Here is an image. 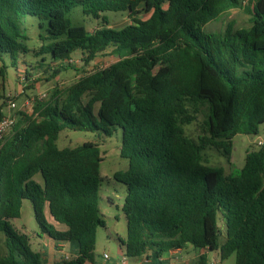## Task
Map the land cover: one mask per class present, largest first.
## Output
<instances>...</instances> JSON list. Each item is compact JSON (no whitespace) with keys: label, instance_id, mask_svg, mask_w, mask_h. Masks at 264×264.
<instances>
[{"label":"trees","instance_id":"trees-1","mask_svg":"<svg viewBox=\"0 0 264 264\" xmlns=\"http://www.w3.org/2000/svg\"><path fill=\"white\" fill-rule=\"evenodd\" d=\"M250 4L248 26L228 23L212 32L204 24L240 7V0H0L2 79L4 56L16 65L27 51L25 15L36 17L51 40L35 51L47 57L25 66L45 68L47 79L75 68L71 56L77 50L84 64L108 53L117 58L79 75L49 101H36L30 114L18 112L0 145L6 248L0 264L92 262L96 231L104 225L100 148L92 141L59 148L56 139L63 129L111 136L117 127L119 153L128 162L113 173L126 187L125 256L160 257L190 247V264H211L208 252L216 249L220 260L234 253V264H264V142L247 151L234 173L202 162L207 148L228 159L233 137L257 134L264 122V0ZM75 6L100 25L88 31L72 24ZM105 11H125L130 22L111 27ZM200 116L201 132L193 138L184 125ZM24 199L42 233L75 242V255H57L49 263L30 248L8 221L20 216Z\"/></svg>","mask_w":264,"mask_h":264},{"label":"rangeland","instance_id":"rangeland-1","mask_svg":"<svg viewBox=\"0 0 264 264\" xmlns=\"http://www.w3.org/2000/svg\"><path fill=\"white\" fill-rule=\"evenodd\" d=\"M241 6L234 7L222 13L221 16L204 24L203 29L206 31L218 32L223 31L228 23H233L235 27L249 25L250 14L246 10L250 6V0H240ZM109 25L114 28L122 27L130 22L125 11H105ZM141 16L147 17L146 13L141 12ZM72 24L84 25L88 31L100 25L99 18H93L81 11L80 6H75L69 13ZM21 27L27 35L25 41L27 51L19 53L16 59V65L11 63L8 55L4 56L5 73L4 78L0 76V108L3 113H9L17 119L18 112L22 111L30 114L36 101H49L56 90H63L68 85L78 79L79 75L92 71L97 68L105 67L117 60L114 55L103 54L96 56L88 64L81 60L79 50L72 53L71 63L75 68H68L61 71L54 78L47 79L48 75L43 71L45 68H34L25 66L39 62L43 55L35 54L41 43L50 42L47 38V32L44 28L38 26V19L34 16L25 15L21 20ZM1 64V62H0ZM27 72H24V68ZM44 95L42 96V94ZM8 100L14 101L16 107L10 109ZM2 113V114H3ZM201 116L197 120L184 125L187 135L196 138L200 134ZM84 141H92L98 144L102 155L100 162L101 182L98 188L99 210L104 220V225L99 226L96 231L95 245L93 249V258L100 259L103 264H120L119 250H124L121 240L126 236V218L122 211V203L126 192L123 183L113 178V173L117 170H124L127 167V159L120 156L121 129L116 128L111 136H104L98 132L84 130L63 129L59 132L56 144L59 148L74 147L82 144ZM264 142V122L259 125L257 134L238 133L233 137V147L230 157L227 159L213 148H207L202 153V162L212 166H220L225 173H234L240 170L244 164L245 154L247 151L257 149ZM35 179L41 182L39 174ZM45 217L51 222L47 211ZM11 227L18 233L24 235L30 248L33 251L41 252L42 246L47 243V235L43 234L34 216V211L30 200L22 201L20 216L10 218ZM218 223H220L218 219ZM56 224V223H55ZM221 226L223 225L220 223ZM62 227H64L62 225ZM224 238L223 228L219 237V242ZM71 243H75L71 241ZM4 234L0 232V255L5 254ZM103 253L108 255L103 257ZM41 255L43 262H52L49 255ZM73 255L62 253L60 256ZM195 252L190 248L178 250L175 253L167 254L162 258V264H190L194 258ZM211 264H234L235 254L232 253L223 260H220L219 250L208 252Z\"/></svg>","mask_w":264,"mask_h":264},{"label":"crops","instance_id":"crops-1","mask_svg":"<svg viewBox=\"0 0 264 264\" xmlns=\"http://www.w3.org/2000/svg\"><path fill=\"white\" fill-rule=\"evenodd\" d=\"M0 112L3 113V110L0 108ZM9 113H3V115H6ZM57 225V228L63 229L62 225ZM47 243L45 244L46 246L41 248V255H49L52 257V261L56 259L57 255H62V253H70L75 255L77 253V246L76 243H71V241H54L53 239L49 238L47 236ZM178 251V249L170 250L166 252L167 254L175 253ZM164 253L162 256L157 257L153 253L148 252L145 254H142L141 256H135V257H130V256H125L124 250H119V254L121 256L120 258V264H162V258L166 255ZM122 258H124V261L122 262ZM100 259H95L93 258L92 262H89L87 264H103L99 262ZM114 264V263H113Z\"/></svg>","mask_w":264,"mask_h":264},{"label":"built area","instance_id":"built-area-1","mask_svg":"<svg viewBox=\"0 0 264 264\" xmlns=\"http://www.w3.org/2000/svg\"><path fill=\"white\" fill-rule=\"evenodd\" d=\"M44 95V93L42 94V96ZM8 107L10 109H13L16 107V104L14 101H11V100H8ZM15 117L10 115V114H6V115H3L1 118H0V145L2 144L5 136L11 131L12 127L14 126L15 124ZM260 144H262L263 142H260ZM65 257H67V255H65ZM103 257L104 258H107L108 255L106 253H103ZM124 261V258H122V262Z\"/></svg>","mask_w":264,"mask_h":264}]
</instances>
